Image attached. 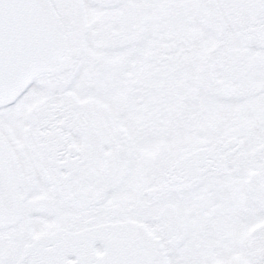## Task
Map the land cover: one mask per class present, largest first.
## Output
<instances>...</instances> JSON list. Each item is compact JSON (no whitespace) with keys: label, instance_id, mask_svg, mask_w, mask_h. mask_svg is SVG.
Listing matches in <instances>:
<instances>
[{"label":"snow or ice","instance_id":"6c2138e0","mask_svg":"<svg viewBox=\"0 0 264 264\" xmlns=\"http://www.w3.org/2000/svg\"><path fill=\"white\" fill-rule=\"evenodd\" d=\"M0 264H264V0H0Z\"/></svg>","mask_w":264,"mask_h":264}]
</instances>
